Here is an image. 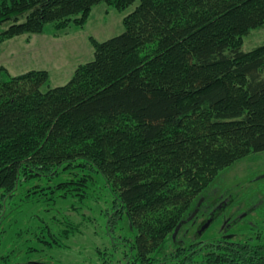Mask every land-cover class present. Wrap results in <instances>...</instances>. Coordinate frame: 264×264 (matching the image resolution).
I'll return each instance as SVG.
<instances>
[{"label":"trees","instance_id":"obj_1","mask_svg":"<svg viewBox=\"0 0 264 264\" xmlns=\"http://www.w3.org/2000/svg\"><path fill=\"white\" fill-rule=\"evenodd\" d=\"M103 1L123 11L138 0H0V41L85 24ZM124 24L91 39L94 59L64 85L0 66V190L86 162L114 192L141 264H264V237L251 233L173 238L222 169L264 151V43L240 44L264 27V0H139Z\"/></svg>","mask_w":264,"mask_h":264},{"label":"rangeland","instance_id":"obj_2","mask_svg":"<svg viewBox=\"0 0 264 264\" xmlns=\"http://www.w3.org/2000/svg\"><path fill=\"white\" fill-rule=\"evenodd\" d=\"M138 3L121 11L114 3L103 1L92 8L85 24H79L81 16H75L49 23L42 33L0 41V66L11 74L46 69L50 80L45 89L64 85L80 64L94 59L91 39L105 41L123 33L124 18ZM263 43L264 27L252 29L240 39L245 51ZM67 167L50 177H22L13 191L0 190V264H141L129 250L128 223L118 212L119 203L106 178L86 162ZM263 174L264 151L252 153L222 169L203 196L208 195L215 204L221 194L233 192L232 200L242 209L261 204L264 178L257 177ZM84 178H88L87 185L76 188ZM62 182H74L72 190L59 188ZM207 219L201 217L188 235L184 226L176 243L197 237ZM220 226L221 222H213L201 238L215 235Z\"/></svg>","mask_w":264,"mask_h":264},{"label":"flooded vegetation","instance_id":"obj_3","mask_svg":"<svg viewBox=\"0 0 264 264\" xmlns=\"http://www.w3.org/2000/svg\"><path fill=\"white\" fill-rule=\"evenodd\" d=\"M262 178H264V174L257 177V179ZM208 197V195H204L196 205V208L199 207L197 214H200L201 217L207 216V222L212 220L211 224L215 221L221 222L218 233L223 238L231 240L241 235V233H251L250 236L254 238L264 237V232H262L264 231V202L261 204L254 203L248 206L247 209H242L238 205L239 202L232 200L233 192L227 195L226 192L221 194L215 204L208 200ZM252 217L255 219L253 220ZM240 225H244V228H241ZM235 227H237L236 230H234ZM174 241H176V238H174Z\"/></svg>","mask_w":264,"mask_h":264},{"label":"water","instance_id":"obj_4","mask_svg":"<svg viewBox=\"0 0 264 264\" xmlns=\"http://www.w3.org/2000/svg\"><path fill=\"white\" fill-rule=\"evenodd\" d=\"M199 207H197L192 213L191 215L186 219L183 220L179 223V225L176 227L174 233H173V238H176L178 233L180 232L181 228L183 227L184 224L190 222L198 213ZM212 220H209L206 224H204L201 229L198 231L199 234H202L203 231H205L208 227H210ZM38 264H42V263H38Z\"/></svg>","mask_w":264,"mask_h":264},{"label":"bare ground","instance_id":"obj_5","mask_svg":"<svg viewBox=\"0 0 264 264\" xmlns=\"http://www.w3.org/2000/svg\"><path fill=\"white\" fill-rule=\"evenodd\" d=\"M195 209H196V208H195ZM195 209H194V210H195Z\"/></svg>","mask_w":264,"mask_h":264}]
</instances>
